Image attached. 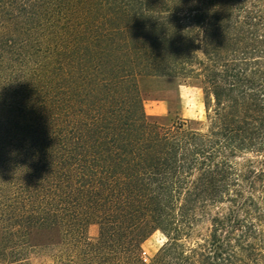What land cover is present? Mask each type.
Segmentation results:
<instances>
[{
  "label": "trees",
  "instance_id": "trees-1",
  "mask_svg": "<svg viewBox=\"0 0 264 264\" xmlns=\"http://www.w3.org/2000/svg\"><path fill=\"white\" fill-rule=\"evenodd\" d=\"M0 264H264V0H0Z\"/></svg>",
  "mask_w": 264,
  "mask_h": 264
},
{
  "label": "rangeland",
  "instance_id": "rangeland-1",
  "mask_svg": "<svg viewBox=\"0 0 264 264\" xmlns=\"http://www.w3.org/2000/svg\"><path fill=\"white\" fill-rule=\"evenodd\" d=\"M144 110L148 116L163 117L165 123L176 118L185 120H204L205 107L202 91L190 84L176 86L169 82L155 83L148 89L144 101ZM96 226H89L87 235L97 236ZM160 232H155L143 244L142 251L145 260L151 258L165 242Z\"/></svg>",
  "mask_w": 264,
  "mask_h": 264
}]
</instances>
